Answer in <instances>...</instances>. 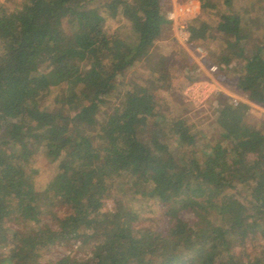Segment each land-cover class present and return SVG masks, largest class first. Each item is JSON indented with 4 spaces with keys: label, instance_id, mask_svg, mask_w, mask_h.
Returning a JSON list of instances; mask_svg holds the SVG:
<instances>
[{
    "label": "trees",
    "instance_id": "1",
    "mask_svg": "<svg viewBox=\"0 0 264 264\" xmlns=\"http://www.w3.org/2000/svg\"><path fill=\"white\" fill-rule=\"evenodd\" d=\"M199 3L189 45L218 42L217 70L264 107V0L242 12ZM118 17L125 36L106 27ZM171 24L162 0L0 6V264L90 241L88 257L48 264H264V123H248L241 102L216 104L208 132L185 110L170 116L157 94L180 107L182 81L154 47ZM136 66L149 75L124 85ZM38 153L55 170L41 192ZM141 201L158 205L162 228L137 224Z\"/></svg>",
    "mask_w": 264,
    "mask_h": 264
},
{
    "label": "rangeland",
    "instance_id": "2",
    "mask_svg": "<svg viewBox=\"0 0 264 264\" xmlns=\"http://www.w3.org/2000/svg\"><path fill=\"white\" fill-rule=\"evenodd\" d=\"M16 0H0V6L11 8ZM100 0H97L99 2ZM252 0H233L232 5L237 12L246 11L250 8ZM164 12L166 16L170 13L174 14L176 20L171 21V25L164 28L161 37L155 44L154 53L165 58L164 64L170 69V76L176 78L178 76L181 83L180 94L182 104L176 106L175 98L171 97L169 91L160 90L157 99L162 106L166 107L170 112V116H174L179 109L185 110L188 120L195 125L196 129L203 132L211 131L212 110L216 104L229 102L237 104L245 103L249 106L250 111L247 118L251 125H262L264 123V107L249 101L246 95L240 93L234 86V74L230 71H210L212 66H216L213 57L219 47L218 42H211L204 45H189L180 33V27L186 28V23L199 15V0H162ZM257 5L255 4V7ZM193 10L197 7V12L191 15L189 8ZM188 11L187 13L185 12ZM189 12H191L189 14ZM253 15V14H252ZM253 18V16H251ZM126 22L122 17L107 20L106 27L110 32H118L121 36H125L126 30L122 28ZM149 74L139 66L130 70L123 84L127 85L131 82H142L143 78H147ZM186 77V80L182 79ZM150 78V77H149ZM125 87V89H127ZM124 89V88H123ZM30 167L35 169L38 174L34 178V186L37 191H43L47 182L53 177L55 170L43 155L38 153L31 160ZM133 208L139 211L138 225L140 227L162 228L163 219L158 205L152 201L132 202ZM114 207L113 201L108 200L104 203L103 211H112ZM57 210V209H56ZM59 210V209H58ZM183 218L187 221L194 219L191 213H184ZM45 221L49 220L46 216ZM249 242L246 250L251 255L257 253L262 241ZM93 241L87 244L75 243L70 249L63 246H54L43 250L40 253L38 264H48L61 259L64 256L72 255L75 258L83 259L90 255V249Z\"/></svg>",
    "mask_w": 264,
    "mask_h": 264
},
{
    "label": "built area",
    "instance_id": "3",
    "mask_svg": "<svg viewBox=\"0 0 264 264\" xmlns=\"http://www.w3.org/2000/svg\"><path fill=\"white\" fill-rule=\"evenodd\" d=\"M189 8V7H188ZM190 9V11L192 10L191 8H189ZM185 12L187 13L188 11H186L185 10ZM192 12V13H191ZM191 12H189V14L191 13V15H194L196 12H197V7H194L193 8V10L191 11ZM193 12H195V13H193ZM167 19L169 20V21H174V20H176L175 18H174V14L173 13H170V14H168L167 15ZM180 33H181V35L183 36V38L185 39V41L188 43L189 42V33H188V31H187V29L185 28V27H180ZM217 70V67L216 66H212L211 68H210V71H212V72H214V71H216Z\"/></svg>",
    "mask_w": 264,
    "mask_h": 264
}]
</instances>
